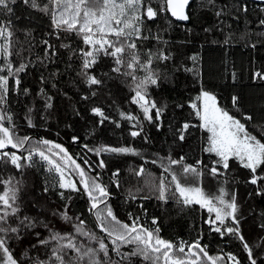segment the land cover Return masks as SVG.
Returning <instances> with one entry per match:
<instances>
[{"label":"trees","instance_id":"obj_1","mask_svg":"<svg viewBox=\"0 0 264 264\" xmlns=\"http://www.w3.org/2000/svg\"><path fill=\"white\" fill-rule=\"evenodd\" d=\"M244 5L248 8L246 13L237 10ZM221 9L223 13L217 17L215 12ZM262 9L264 5L247 0H216L214 8L201 7V0H194L189 8L188 24H179L169 17L173 24L168 27L163 14L155 23H148L151 33H159L167 44H157L152 40L146 43V48L155 50L162 47L172 56L169 61L155 65L167 79L160 87L150 89L152 99L158 103L166 102L169 106L157 129L146 121H129L120 116V112H124L142 117V113L137 105L131 103L134 95L131 80L111 72L110 60L106 59L96 72L98 76L101 72L109 75L102 77L104 83L96 89L97 95L89 100L80 99L89 93L82 84L77 83L78 77L74 69H78V62H70L65 49L60 48L52 62L41 64L39 58L45 56L43 41L48 40L57 47L61 41H57L54 35H49L52 29L48 16L24 6L18 0L11 17L15 50L20 52V56L14 57V60L17 64L21 59L31 62L28 70L20 74V91H13L9 96L10 111L18 126L19 135L30 136L33 143L37 142L34 139L37 137L61 144L85 168L86 173L90 176L98 173L100 182L107 186L110 195L107 204L120 221L131 224L133 220H138L139 224L148 229L159 227L160 236L175 243L185 241L191 244L199 240L209 255L223 258L219 264H231L228 254L236 256L240 264H249L247 252L236 237L228 234L222 237L212 230L214 226L207 223L212 215L206 209L198 205L184 207L171 198V193L167 202L159 200L154 186L161 175H167L163 172L161 163L167 166L166 158L169 156L173 159L184 157L185 163L189 164L202 160L209 167L215 159L202 151L206 145V134L199 127L190 129V134L186 135L183 142L173 135L176 125L185 120L194 125L199 124L195 116L190 115L191 109L187 104L198 95L201 84L216 94L219 104L237 118L251 115L253 120L248 122L250 129L264 124V80L255 76L256 72L264 73V26L258 23L260 19H264ZM192 56L197 57L195 62L190 59ZM185 68L193 71H184ZM197 72L199 76L195 74ZM137 75L141 76L143 73L138 72ZM24 89L28 90L27 95L24 94ZM41 89L53 97L52 109L44 108L45 100L40 95ZM233 96L239 97L238 110L232 107ZM177 103H184L185 107L182 110L176 109L174 105ZM92 107L102 108L110 120L100 124L99 118L91 113ZM29 108L33 109L31 118L35 127L27 126L25 117ZM141 128L143 131L139 136H131L132 131H139ZM73 137H78V140L74 141ZM84 145L91 149L130 147L138 154L101 152L97 155L95 151H88ZM34 160L33 166L21 171L10 164H0V177L7 179L14 176L21 181L18 202L22 214L43 219L62 233L70 232V224L58 216H52L53 211H62L67 205L70 216L79 217L85 222L87 229L104 236L95 224L93 212L89 211L87 196L71 193L70 200L61 199L58 189L53 187L55 174L49 173L47 165L39 161L38 157H34ZM85 160L88 165L84 164ZM100 160H104L105 168L97 166ZM153 160L157 163L153 164ZM141 167L145 169L144 175H135ZM117 170L119 176L113 177L112 174ZM73 176L79 186V176ZM226 178L227 183L224 182L225 177L213 178L205 170L203 188L207 192L206 184L211 183L213 188L207 193L218 194L219 188L224 187L235 195L240 206L238 215L241 234L253 247L254 253L258 254V264H261L264 252L256 245L264 237V230L260 228L264 224V195L255 194L256 186L247 183L248 170L241 168L236 161H230ZM2 187L0 185V190ZM45 187L49 191L45 192ZM154 219L156 224H153ZM227 226L234 225L229 221ZM36 231H40L43 236L48 234L42 227ZM30 239L35 242L34 236ZM22 249L27 250L32 258H46L45 249H32L27 239L15 244L16 252L20 253Z\"/></svg>","mask_w":264,"mask_h":264},{"label":"snow or ice","instance_id":"obj_2","mask_svg":"<svg viewBox=\"0 0 264 264\" xmlns=\"http://www.w3.org/2000/svg\"><path fill=\"white\" fill-rule=\"evenodd\" d=\"M19 2L48 16L52 29L49 35H54L57 41H61L58 47L48 40L43 41L45 56L39 58L41 64L52 62L59 49H65L69 54V61L78 62V69H74L78 77L77 83L82 84L89 93L80 99L89 100L97 95L96 89L104 83L102 77L109 75L101 72L98 76L96 72L106 59L110 60L111 72L131 80V91L134 93L131 103L137 105L142 113V117H137L120 112V116L129 121H146L159 129L161 118L169 106L166 102L158 103L152 99L150 89L160 87L167 79L155 65L169 61L172 56L162 47L155 50L146 48V43L152 40L157 44H167L159 33H151L148 23H155L162 14L168 27L173 24L169 17L175 21H189L188 9L191 0ZM17 3L18 0H0V17H4L0 19V164H10L17 171H21L25 167L33 166L34 157H38L39 161L47 165V171L55 174L53 187L58 189L61 199L70 200L71 193L87 196L89 211L94 213L97 227L104 236L87 229L85 222L79 217L70 216L67 205L62 211H53L52 216H58L70 224V232L62 233L43 219L23 215L18 202L21 181L16 180L14 176L7 179L0 177V185L3 186L0 190V264H219L223 258L209 255L199 240L191 244L185 241L175 243L162 238L159 227L148 229L139 224L138 220H133L131 224L120 221L107 204L109 192L107 186L100 182L98 173L96 176L86 173L85 168L81 167L61 144L48 139L33 143L30 136L19 135L18 126L10 111L9 96L13 91H20V74L28 70L31 62L21 59L17 64L14 60V57L20 56V52L15 50V33L11 19ZM215 6L216 0H201V7ZM237 10L246 13L248 8L244 5ZM222 13L223 9L216 11L215 15L220 17ZM258 23L264 26V19H260ZM190 59L195 62L197 57L192 56ZM184 71L191 72L193 69L185 68ZM138 72L143 75L138 76ZM195 74L199 76L198 72ZM255 76L264 80V73L256 72ZM41 81L44 82L43 77ZM52 86L55 87V84ZM23 91L25 95L28 94L27 89ZM40 95L45 100L44 108L52 109L53 97L47 95L43 89ZM231 99L232 107L238 110L239 97L233 96ZM187 106L191 109L190 115H194L199 124L194 125L185 120L176 125L173 135L183 142L186 135L190 134V129L199 127L206 133V145L202 151L215 159L209 167L202 160L189 164L185 163L184 157H167V166L161 163L163 172L167 175H161L154 186L158 194L157 199L167 202L171 193V198L184 207L198 205L207 209L208 213L214 214V217L207 221L209 225L214 226L212 230L220 233L222 237L225 234L236 237L247 252L249 264H258V254L254 253L253 247L241 234L238 215L240 206L235 195L230 194L224 187L219 188L218 194L211 195L201 186L200 181L206 170L207 175L213 178L225 177L224 182L227 183L226 174L230 169V161H236L241 168L248 170L247 183L256 186L255 194L264 195V124L250 129L248 122L253 120L251 115L237 118L222 107L216 94L207 90L203 84L198 95L190 99ZM174 107L182 110L185 104L177 103ZM32 112L33 109L29 108L25 117L28 127L36 126L31 118ZM91 113L99 118L100 124L110 120L100 107H92ZM141 131L142 128L132 131L131 136L137 137ZM73 140H78V137H73ZM84 147L88 151H95L97 155L101 152L138 154L130 147ZM152 163L157 161L153 160ZM84 164L88 165V161L85 160ZM97 166L105 168L106 164L104 160H100ZM89 169L91 170V165ZM144 173L145 169L141 167L135 175L142 176ZM73 174L79 176V186L72 178ZM112 175L118 177L119 170ZM44 191H49V188L45 187ZM101 205L104 207L101 208ZM229 221L234 226H227ZM153 224H156L155 219ZM41 227L47 231L46 236L36 231ZM260 228L264 230V224H261ZM33 236L35 242L30 239ZM26 239L32 249H45L46 258H32L28 251L23 249L20 253L16 252L15 244L23 243ZM256 247L264 252V237H261V242L257 243ZM227 258L231 264H240L232 254H228ZM261 264H264V261Z\"/></svg>","mask_w":264,"mask_h":264},{"label":"water","instance_id":"obj_3","mask_svg":"<svg viewBox=\"0 0 264 264\" xmlns=\"http://www.w3.org/2000/svg\"><path fill=\"white\" fill-rule=\"evenodd\" d=\"M193 1L194 0H191V3H190V6H191V4L193 3ZM247 1H250V2H253V3H256V4H262V5H264V0H247ZM190 6H189V8H190ZM188 11H189V9H188ZM173 20H174V18H172ZM175 21V20H174ZM175 22H177V23H179V24H188V21L187 22H180V21H175ZM34 139L35 140H37V141H39V140H41L40 138H37V137H34ZM55 143V142H54ZM64 147V146H63ZM14 151V150H13ZM69 153V152H68ZM70 154V153H69ZM71 155V154H70ZM72 156V155H71ZM77 162V161H76ZM78 163V162H77ZM109 200H110V195L107 197V203L109 202ZM102 206H104V205H101V207ZM93 216H94V221H95V224H96V226H97V224H98V222L95 220V215H94V213H93ZM98 228V227H97ZM99 229V228H98ZM99 231H100V229H99ZM103 234V233H102Z\"/></svg>","mask_w":264,"mask_h":264},{"label":"rangeland","instance_id":"obj_4","mask_svg":"<svg viewBox=\"0 0 264 264\" xmlns=\"http://www.w3.org/2000/svg\"><path fill=\"white\" fill-rule=\"evenodd\" d=\"M206 134V133H205ZM178 170V169H177ZM72 178L74 179V180H76L75 179V177L74 176H72ZM200 184H201V186L203 187V182H202V180L200 181ZM206 190H207V192H211V189L213 188V186L211 185V183H207L206 184ZM207 210V209H206ZM212 215V217H214V214H211Z\"/></svg>","mask_w":264,"mask_h":264}]
</instances>
